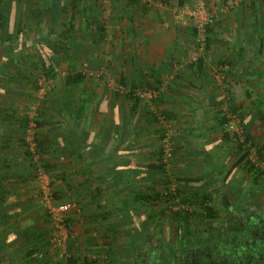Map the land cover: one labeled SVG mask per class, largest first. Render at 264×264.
Wrapping results in <instances>:
<instances>
[{
	"label": "crops",
	"instance_id": "0c3cea01",
	"mask_svg": "<svg viewBox=\"0 0 264 264\" xmlns=\"http://www.w3.org/2000/svg\"><path fill=\"white\" fill-rule=\"evenodd\" d=\"M74 1L64 15L72 32L63 42L64 60L50 62L55 81L69 69L91 73L52 92V120L39 139L52 182L65 193L60 202L76 204L67 244L77 264H87L102 246L117 259L124 253L128 264L230 261L220 253L223 246L251 250L250 233L262 236L249 222L254 211L264 214V175L257 176L246 158L239 161L237 143L221 122L236 114L264 155V0H204L215 22L201 53L191 22L173 15L188 0ZM29 14L23 7L16 15L24 20L25 43L37 31L33 20L26 21ZM25 47L48 59L45 46ZM118 82L156 91L152 105L113 91L110 83ZM10 98L15 101L6 108L20 116L23 101ZM157 114L172 133L171 188L198 201L190 203L193 211L202 196L208 199L216 220L185 221L171 205L136 199L160 193L163 181L156 167L163 133ZM6 131L0 130V162L11 169L0 183L8 195L0 201V259L46 264V253L58 251L44 245L50 225L36 201L37 185L27 180L24 151ZM181 225L187 231L182 237ZM194 230H201L198 238ZM211 249L217 259L201 253Z\"/></svg>",
	"mask_w": 264,
	"mask_h": 264
},
{
	"label": "trees",
	"instance_id": "16d2710c",
	"mask_svg": "<svg viewBox=\"0 0 264 264\" xmlns=\"http://www.w3.org/2000/svg\"><path fill=\"white\" fill-rule=\"evenodd\" d=\"M73 2L75 1L70 0L69 2H66L64 0H0V130L10 131L11 133L9 132L10 134H7L5 137L7 139H10L11 136L15 137L18 146L23 149L24 158L27 166V180L29 182H34L35 184L36 170L39 167L43 169L47 176L49 175L48 177L51 179H49V181L52 191V198L53 202L56 204L61 203V197H63L65 193H63V190L60 187H55L54 183L52 182V177L50 176V170L52 169V165L44 157V147L42 140L39 139V131L42 127L51 123L52 116H50V112L52 110L50 101L53 99L52 92L56 89L58 90L60 86L59 84L61 83L64 89H68L70 85L77 84L82 78H86L88 74L87 72L82 73L79 71L77 73V71L75 72V69H69V75L63 81H55L57 75L56 68L55 65L50 62L51 59L57 61L59 64L64 60L65 55L63 54L66 45H64L63 42L65 40H69L70 35L72 33L70 31L71 20L67 17L64 18V15L68 13L69 6H75ZM23 7L26 11L30 13L26 21L33 20L35 28L37 27V31L33 35L34 38L30 41L31 43L28 41L27 43H29L31 47L45 46L48 50V59L42 57L40 51H36V49V53L39 51L38 55L34 54L35 51L33 50L32 52L34 53L30 54V49L25 47L27 43H25L26 39L23 40L24 27L20 24L21 21L24 20H22L21 17L18 18V16H16L18 14V11L20 12ZM13 12L16 17L11 18ZM45 24L47 25V29H43L42 27V25ZM60 26L62 28V31H59L56 28ZM40 30H45V32H41ZM23 42L25 43V45ZM61 52L62 55L60 57L58 56V54ZM81 68H79V70H81ZM40 79H43L44 84H47V86L49 83V86L44 92L42 99L38 100L36 94L38 93L40 88ZM117 85L124 87L127 91L125 95L129 96L134 102L141 101L135 95V90H143V88H139L138 85H131L126 87L123 82H118ZM11 96H13V98H15L16 100L21 99L23 101L22 109L20 110V116L15 115V111L11 107L6 108L5 106H10V104L15 101L12 98L8 99ZM67 96L69 98V94H67ZM36 102H38V105L36 104ZM33 105H36L34 115L31 118V120L35 124V131L33 136V141L35 145L33 154L37 156V162L34 161V155L30 153L28 144L25 141L26 130L29 125L28 112L31 110V107ZM67 105H69V101H67ZM65 111H68V108ZM239 120L243 129L245 139L247 141H250L252 145L256 147L260 159H264V155L261 154V149L254 144V141L248 136V133L245 130L241 119ZM224 122L225 118L222 119L221 124L223 125ZM12 123L14 125H12ZM237 148L240 154L239 161L245 160L247 156V151L243 150L240 144H237ZM160 154L161 151L159 148L157 158L158 162L156 164V167L158 168V170H160L161 177L163 178L162 185L160 187V193L158 192L149 197L148 195H139L136 197V199L138 201H144L149 199L153 202L154 200H156L157 202L165 203L167 206L179 203L190 205L191 202H198L193 200V197L188 198L187 195L185 198H183L182 196L184 195L177 188H174V191L170 190L171 179L160 163ZM9 169H11V165H9L5 161L0 162V183L4 178L2 175L10 173ZM251 169L257 176H261V173L257 169H254L253 167ZM6 194L7 193L5 191V188L0 186V201H3L4 198L8 196ZM195 198H197L196 195ZM199 202V208L201 209L200 211H193V213H187V210L175 211L174 214H176L177 217L182 216L183 220L185 221L188 220V218L190 217L200 219V221L206 220V222L216 220V211L213 207L210 206V204L207 205L209 200L205 199V197L202 196ZM223 202L225 203V205L227 204L226 199H224ZM73 204L76 207V204ZM75 209L76 208L71 209L70 213L68 214V217L66 218V224L68 226L70 234L72 230L70 214L76 212L74 211ZM2 211L3 210L0 209V212ZM45 216L47 223L50 225L46 213ZM178 227L176 226L175 228ZM184 227L185 226L181 225V237L187 234V231L183 229ZM50 230L51 227L49 228V233L44 243V245L47 247L50 246ZM181 244L185 246L184 242ZM108 252H110V247L108 249ZM67 253L72 254L71 250L69 249V242L67 244ZM33 254L34 253H25L26 256H31ZM191 261H193V263L195 264H200L201 262L190 259L188 263H190ZM176 262H180V260L177 259ZM224 262L226 264L231 263L227 260H224ZM27 263L38 264V260L32 262L28 261ZM212 263L213 262H211V264ZM65 264H77L75 257H71L69 260H67Z\"/></svg>",
	"mask_w": 264,
	"mask_h": 264
},
{
	"label": "built area",
	"instance_id": "2783aa9c",
	"mask_svg": "<svg viewBox=\"0 0 264 264\" xmlns=\"http://www.w3.org/2000/svg\"><path fill=\"white\" fill-rule=\"evenodd\" d=\"M174 18L186 20L191 22L193 31H194V44L197 48V52L201 53L204 51L208 39V30L214 25L215 19L213 12L209 10L204 0H188L180 7H178L174 13ZM39 95L43 96L45 90H47V84H44V80L39 82ZM46 86V87H45ZM111 89L115 92L126 93L124 87L120 85L112 84ZM135 95L143 100L148 106L152 105V100L156 97V91H146L137 89L135 90ZM35 106L31 108L28 112L29 125L26 130L25 141L28 144V148L31 154L34 153V131L35 124L31 120L34 115ZM157 120L160 122V128L162 129V137L160 140V163L163 169L168 173L172 161H173V145H172V133L167 127H165V117L157 114ZM223 128L226 134L232 139V141L240 144L243 150L247 151L246 160L250 165L257 169L258 171L264 172V162L259 161V158L254 150V147L250 141L245 139L243 129L240 123L238 116L234 113H229L226 116L225 122L223 123ZM34 155V154H33ZM34 161L37 162V156L34 155ZM36 189H37V202L38 205L46 213L48 220L50 222V237L49 244L53 250L58 251L64 255L67 253V241L70 238V232L66 224V218L70 213L71 209L74 207L71 203H59L56 204L53 202L52 191L50 187V181L47 174L43 171L42 168H37L36 176ZM174 191V189H170ZM207 205H209L207 203ZM180 208L185 210H190L187 205H182Z\"/></svg>",
	"mask_w": 264,
	"mask_h": 264
},
{
	"label": "rangeland",
	"instance_id": "374dc122",
	"mask_svg": "<svg viewBox=\"0 0 264 264\" xmlns=\"http://www.w3.org/2000/svg\"><path fill=\"white\" fill-rule=\"evenodd\" d=\"M87 72L91 73L90 71H87ZM96 74H98V73H96ZM110 84L111 85L112 84H115L116 85V83H110ZM38 95H39V93H38ZM38 97H40V96H37V98ZM36 104L38 105V102H36ZM33 106H36V105H33ZM228 114L229 113H227L225 115V119H226V116ZM253 147H254V150L256 151V154H257V156L259 158V161H263V160L260 159L256 147L255 146H253ZM259 172L261 173V175H264V172H261V171H259ZM257 197H259V196L257 195ZM182 205H187L189 207L190 210H187V213H193L194 207L192 205H189V204H180L179 203V204L171 205L170 207H172L173 209H171V208L170 209L171 210H174L173 212H175V211H184L185 209L180 208ZM196 210H198V209H196ZM200 210L201 209L199 208V211ZM254 212H255L254 213V216L250 218L251 220H250L249 224L250 225H253L258 230H261L262 236L259 233H257V232L256 233H253L254 231H252L250 233V236H249L250 242L252 244L255 242L253 244L254 246H252V247H254V249L251 248L252 250H247V251H243V250L242 251H234V249L231 247V249L230 248L222 249L223 252H220L219 251L222 254L223 253H227V254H224V255L227 256V257H229L230 261L237 262L238 264H243L242 263L243 260H244V263L246 262L247 264H250V263L251 264L252 263L253 264H257V261H258V264H262V260H264V254H261L260 253V251L262 252V250H263L262 253H264V241H263V237H264V231H263L264 230V214L263 213H258L257 211H254ZM200 231L201 230H199L197 232V230H194V232L196 233L195 234L196 235L195 237L198 238V235H199ZM197 243L198 242H196V244ZM216 248H218V247H216ZM223 248H226V247L223 246ZM101 250H103V251H101ZM101 250H98L97 252H94V253L90 254V256L88 257L87 264H94V263H96V264H128V258L127 257H123V256H125V255H123L124 253H121L122 254V258H121V256L118 255L120 258L118 257L119 259H117V258L113 257L112 254H110V252H108V250L106 248H104L103 246H102V249ZM55 252H57V251H55ZM209 253H211L210 254L211 258L217 259V256L218 255H217L216 252L215 253L209 252ZM236 253H238V254H236ZM242 253H249V254H242ZM46 254L49 256V258L51 257V259H49L46 264H58V263L61 264V263H66L67 260H69L71 257H74L73 254H69L68 253V255H64V254H62L60 252H57V253H46ZM239 255H241L242 258H238L237 259V257ZM53 257H55V260H53ZM253 258H258V259H256V263L252 261ZM260 258H262V259H260ZM56 261H57V263H56ZM227 261H229V260H227ZM208 262L211 263V262H214V261H208ZM215 262L217 264H221V263H219L221 261H217L216 260ZM4 263H5V261L2 260V258H1L0 259V264H4ZM81 263H84V262L80 260V264ZM176 263H179V262H176ZM191 264H195V263L191 262ZM224 264H226V263H224Z\"/></svg>",
	"mask_w": 264,
	"mask_h": 264
},
{
	"label": "flooded vegetation",
	"instance_id": "af4514ba",
	"mask_svg": "<svg viewBox=\"0 0 264 264\" xmlns=\"http://www.w3.org/2000/svg\"><path fill=\"white\" fill-rule=\"evenodd\" d=\"M263 241H264V237H263ZM231 246H229V247H226V248H230ZM201 249H202V246H201ZM253 249H254V247H253ZM204 250V249H203ZM252 250V249H251ZM209 252H212V253H215L216 251H214L213 249H211L210 251H206V252H201V253H209ZM234 252V251H233ZM262 252H263V250H262ZM262 252L260 251V253L262 254ZM217 253V252H216ZM203 256H205V255H203ZM256 259H258V258H253L252 259V261L253 262H255L256 263ZM260 259H262V258H260ZM220 261L221 262H219V263H221V264H224L225 262L223 261V259H220ZM191 262H193V261H191ZM191 262L189 263V264H191ZM202 263L204 262V264H211L210 262L209 263H207L206 261H204V259L201 261ZM251 262V261H250ZM242 263L243 264H247L246 262L244 263V260L242 261ZM212 264H217L216 262H213ZM231 264H238L237 262H234V261H232V263ZM251 264V263H250ZM253 264V263H252ZM257 264H258V261H257ZM262 264H264V260H262Z\"/></svg>",
	"mask_w": 264,
	"mask_h": 264
}]
</instances>
